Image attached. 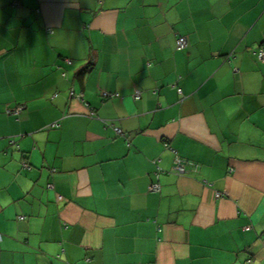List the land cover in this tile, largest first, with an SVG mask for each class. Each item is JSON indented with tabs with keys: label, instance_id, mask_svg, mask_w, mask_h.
Segmentation results:
<instances>
[{
	"label": "crops",
	"instance_id": "0c3cea01",
	"mask_svg": "<svg viewBox=\"0 0 264 264\" xmlns=\"http://www.w3.org/2000/svg\"><path fill=\"white\" fill-rule=\"evenodd\" d=\"M261 46L264 0H0V264H264Z\"/></svg>",
	"mask_w": 264,
	"mask_h": 264
},
{
	"label": "built area",
	"instance_id": "2783aa9c",
	"mask_svg": "<svg viewBox=\"0 0 264 264\" xmlns=\"http://www.w3.org/2000/svg\"><path fill=\"white\" fill-rule=\"evenodd\" d=\"M187 46H188L187 38L185 36H179L176 40V49L178 51H182V50L186 49ZM255 54L260 61H263L264 60V46H261L259 49H257L255 51ZM140 97H141L140 92L136 91L134 94V98L139 99ZM22 109H23V106H19L17 108H14L13 110H9L8 112L11 114L17 115L20 113V111ZM115 131L119 135L123 134L122 131L118 128H115ZM11 143H14V142H11ZM23 165H24V168L30 169V166L28 163L24 162ZM189 166H191L193 169H197V164H195L191 161L183 160V159L179 158L178 156H176L175 160H174V166L172 168V171L176 175L182 176V175L187 173V167H189ZM150 190L153 192H158V191H160V185L158 183L152 184V186L150 187ZM217 197H220V194H217ZM19 219L22 220V219H24V217H20Z\"/></svg>",
	"mask_w": 264,
	"mask_h": 264
}]
</instances>
